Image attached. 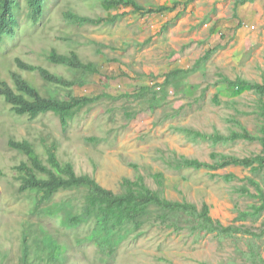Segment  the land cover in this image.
<instances>
[{
    "label": "rangeland",
    "instance_id": "374dc122",
    "mask_svg": "<svg viewBox=\"0 0 264 264\" xmlns=\"http://www.w3.org/2000/svg\"><path fill=\"white\" fill-rule=\"evenodd\" d=\"M135 1L146 9L175 7L140 15L130 7H107L101 0H46L42 20L33 24L27 1L19 0L20 26L15 37L2 43L0 65L16 71L14 59L19 57L72 80L78 75L51 65L47 55L52 49L60 55L74 51L83 63L97 67V72L85 76L82 84L54 89L37 73L20 74L42 95L62 100L69 94L100 99L83 106L63 128L51 113L34 120L13 115L0 98V246L16 250L25 223L41 222L67 244L66 264H106L94 246L73 242L75 236L84 237L91 225L65 230L56 219H38L31 214L38 196L16 194L13 167L22 155L7 142L28 140L45 161L42 139L57 143L59 161L70 162L77 175L87 174L105 189L120 193L124 179L135 181L140 177L151 190H159L169 200L192 203L198 210L206 204L211 218L225 227L243 226L262 234L259 243L264 246V214L257 219L236 220L239 211L257 204V200L238 191L246 184L245 177H250L249 171L233 166L216 171L174 169L172 159L183 156L212 164V153L239 158L261 153L258 141L213 145L201 138L191 139L179 129L217 131L228 136L231 130L239 132L243 126L252 136L261 135L264 117L259 107L264 97L242 86L232 88L217 81L224 76L229 81L241 78L264 84V0L244 5L234 0ZM68 12L103 19V23L80 25L65 15ZM209 51L214 52L192 69ZM174 70L185 72L163 88L165 76ZM5 76L7 79L8 74ZM142 88L150 92L139 95ZM216 94L219 105L214 103ZM156 173L162 175L161 185ZM226 175L236 178L226 182ZM248 188L251 194L256 193L252 186ZM66 198L67 193L57 194L51 202ZM234 242L153 226L140 236L124 240L109 264H241ZM236 245L246 251L242 240Z\"/></svg>",
    "mask_w": 264,
    "mask_h": 264
},
{
    "label": "trees",
    "instance_id": "16d2710c",
    "mask_svg": "<svg viewBox=\"0 0 264 264\" xmlns=\"http://www.w3.org/2000/svg\"><path fill=\"white\" fill-rule=\"evenodd\" d=\"M29 8V16L33 24H37L45 14L46 0H26ZM107 7H130L133 12L140 15L172 11L173 7L144 8L135 0H101ZM193 0H188L191 2ZM238 5L253 3L255 0H234ZM176 4V3H175ZM184 4V3H183ZM21 7L19 0H0V48L5 39L15 37L20 26L19 14ZM235 16V15H234ZM74 23H94L98 20L78 16L68 12ZM101 20V19H100ZM241 23L238 25L241 27ZM214 51H209L199 59L194 67L199 66L201 60H207ZM104 56V54H101ZM47 60L56 66H62L71 72L78 71L76 80L67 81L58 73L49 72L44 67H34L18 58L15 59L18 72L0 67V97L4 100L9 110L17 116H26L33 119L39 115L52 112L57 115L61 124L66 127L71 117L88 103H93L100 97L84 98L68 95L66 99L42 95L31 80L22 77L20 72L32 73L37 71L41 80L52 88L66 89L75 83L82 84L83 78L88 74L97 72L94 63H83L75 52L67 55H60L52 49ZM8 69V70H7ZM184 70L170 71L162 83L166 88L171 80ZM10 75L13 87L9 85ZM217 82L227 83L233 87H244L253 90L259 96L264 97V84L251 83L241 78L229 81L222 76ZM148 88H142L139 95L149 93ZM219 95L214 96V103L219 105ZM153 99V98H152ZM151 104V103H150ZM153 105V104H151ZM260 115L264 117V104L259 107ZM236 123V121H235ZM191 139L199 138L210 141L213 145L217 143H230L238 140L258 141L262 150L260 154L239 158L222 154H211L212 164L197 161L194 158L180 156L173 157L174 169L191 168L200 170L205 168L209 171L221 170L229 166L239 167L247 170L250 177H245L243 186L238 191L243 196H249L257 200L248 211L237 213L238 221L248 218L257 219L264 214V125L260 127L259 136H252L241 126V130H231L228 136L213 133H200L192 129H179ZM9 147L14 148L27 158V163L21 169L26 170L22 180L19 181L18 192H28L31 195H39L33 208V214L42 218L56 219L65 230L78 228L81 225H91L84 237L75 236V244L87 243L95 247L100 259L107 263L117 253L122 242L131 235L140 236L147 231V228L172 229L176 233L181 230H188L191 233H204L213 235L219 242L224 239L234 240L235 250L239 252L243 263L241 264H264V246L259 243L262 234L258 235L243 226H223L220 222L214 221L209 215V207L202 204L201 209L186 201L167 199L159 190H151L145 185L142 178L135 181L124 179L120 193L113 192L100 186L92 177L87 174L76 175L70 163L63 165L57 160V143H47L42 139V146L46 155V161L50 167L43 166L39 155L34 151L31 143L23 140L21 142H7ZM158 185H161L162 175L154 174ZM226 182L234 180L233 175L224 176ZM260 179L259 181L257 180ZM252 186L256 193L251 194L248 185ZM67 193V198L60 203L51 202L53 196ZM81 193L82 196L77 195ZM77 208V209H76ZM20 229L18 246L16 250L10 246H0V264H66L65 251L67 244L57 234L46 229L41 222H27ZM241 234V236L237 235ZM246 236V237H245ZM10 240L7 241L10 243ZM242 240L246 251L237 247V241ZM14 251H13V250Z\"/></svg>",
    "mask_w": 264,
    "mask_h": 264
},
{
    "label": "clouds",
    "instance_id": "9594fccd",
    "mask_svg": "<svg viewBox=\"0 0 264 264\" xmlns=\"http://www.w3.org/2000/svg\"><path fill=\"white\" fill-rule=\"evenodd\" d=\"M65 15L67 16L68 15V13H65ZM44 16V15H43ZM43 18V17H42ZM69 18V17H68ZM70 19V18H69ZM42 20V19H41ZM71 20V19H70ZM73 22V21H72ZM109 22H112V20H109ZM39 23V22H38ZM87 23H89V22H87ZM103 23V19H99L98 21H96V22H94V23H91V24H96V25H101ZM84 24H86V23H84ZM80 25H83L82 23L80 24ZM72 52H74V51H72ZM77 54V53H76ZM78 55V54H77ZM68 56V55H67ZM79 57V56H78ZM16 58H18V59H20V60H22V61H24V59H22V58H19V57H16ZM15 58V59H16ZM15 59H14V64H15V68L17 69L16 70V72H18V70L19 71H21V69H18L17 68V64H16V62H15ZM80 59V58H79ZM49 62V61H48ZM51 65H53V66H56V65H54V64H52L51 62H49ZM1 66H5L4 64H2V65H0V67ZM6 67V66H5ZM59 67H62V66H59ZM63 68H65V67H63ZM8 69H11L10 67H8ZM7 69V70H8ZM46 69V68H45ZM65 69H67V68H65ZM48 70V69H47ZM68 70V69H67ZM49 71V70H48ZM69 72H71L70 70H68ZM50 72V71H49ZM78 71H74V72H71V74H73V75H75L76 73H77ZM23 73H25V72H23ZM32 73H37L38 74V72L37 71H35V72H32ZM52 73H55V72H52ZM57 73V72H56ZM59 74V73H58ZM39 75V74H38ZM59 76H63L67 81H73V80H76V77L74 78V79H72V80H70V79H68V77H66L64 74H59ZM8 77H9V85L11 86V87H13V85H12V82H11V80H10V75H8ZM22 77H24V76H22ZM40 77V76H39ZM25 78V77H24ZM41 78V77H40ZM77 84H79V82H77V83H75L73 86H75V85H77ZM72 86V87H73ZM1 99H2V97H0ZM3 100V99H2ZM3 102H4V100H3ZM5 104V103H4ZM7 107V106H6ZM8 108V107H7ZM8 110H9V108H8ZM10 111V110H9ZM11 112V111H10ZM12 113V112H11ZM48 113H51V114H53L52 112H48ZM47 113V114H48ZM13 115H14V113H12ZM75 114H77V113H75ZM75 114L71 117V118H73L74 116H75ZM43 115H45V114H43ZM55 117H57L58 119H59V117L57 116V115H55V114H53ZM38 117V116H37ZM37 117H35V118H33V119H30V120H34V119H36ZM70 121V120H69ZM69 121H68V123H69ZM59 122H60V124H61V121H60V119H59ZM68 123H67V126H68ZM61 126L63 127V128H65L62 124H61ZM66 126V127H67ZM21 141H23V140H21ZM21 141H19V142H21ZM25 141H27V142H29L28 140H25ZM30 143V142H29ZM51 143V142H50ZM32 145V144H31ZM9 146V145H8ZM33 146V145H32ZM11 148V147H10ZM33 149H34V151L36 152V150H35V148L33 147ZM13 150H15L14 148H13ZM16 151V150H15ZM43 151H44V148H43ZM18 154H20L18 151H16ZM57 152H58V146H57V151H56V155H57ZM37 153V152H36ZM38 154V153H37ZM44 154H45V152H44ZM20 155H22V154H20ZM39 155V154H38ZM39 157H40V155H39ZM45 157H46V155H45ZM40 159H41V157H40ZM57 160H58V157H57ZM41 161H42V159H41ZM27 163V158L24 156V155H22V160L17 164V165H15L14 167H13V171H14V174H15V180L17 181V183H18V185H17V189H18V187H19V181L20 180H22V178L24 177V175H25V173H26V170H22L21 169V167H22V165L23 164H26ZM58 163L59 164H61V165H63V164H65V163H70V162H61V161H59L58 160ZM42 164H43V166H46V168L48 167H50V165H49V163L46 161V158H45V161H42ZM71 164V163H70ZM73 166V165H72ZM73 170H74V167H73ZM74 172H75V170H74ZM76 173V172H75ZM77 175V174H76ZM91 177V176H90ZM16 194L18 195V196H28V197H31V196H39V195H31L30 193H28V192H18V190H16ZM59 194H61V193H59ZM38 199V198H37ZM37 199H36V202H37ZM63 201H67V200H63ZM63 201H60V202H63ZM60 202H57V203H60ZM36 204V203H35ZM31 214H33L32 212H31ZM33 215H35V216H37L36 214H33ZM38 217V219H41V217H39V216H37ZM44 219H47V218H44ZM65 243V242H64ZM111 262V261H110ZM106 264H109V261L106 263Z\"/></svg>",
    "mask_w": 264,
    "mask_h": 264
},
{
    "label": "crops",
    "instance_id": "0c3cea01",
    "mask_svg": "<svg viewBox=\"0 0 264 264\" xmlns=\"http://www.w3.org/2000/svg\"><path fill=\"white\" fill-rule=\"evenodd\" d=\"M249 4V3H248Z\"/></svg>",
    "mask_w": 264,
    "mask_h": 264
}]
</instances>
